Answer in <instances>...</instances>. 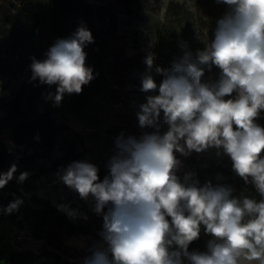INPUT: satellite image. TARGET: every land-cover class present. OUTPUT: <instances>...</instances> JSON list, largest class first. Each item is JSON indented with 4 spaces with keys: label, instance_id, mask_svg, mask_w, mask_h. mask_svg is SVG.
Wrapping results in <instances>:
<instances>
[{
    "label": "rangeland",
    "instance_id": "1",
    "mask_svg": "<svg viewBox=\"0 0 264 264\" xmlns=\"http://www.w3.org/2000/svg\"><path fill=\"white\" fill-rule=\"evenodd\" d=\"M216 2L0 0V122L28 79L3 129L1 249L23 205L89 230L52 245L65 260L141 229L109 189L75 181L107 170L188 203V264H264V0ZM210 219L234 226L218 236Z\"/></svg>",
    "mask_w": 264,
    "mask_h": 264
},
{
    "label": "trees",
    "instance_id": "2",
    "mask_svg": "<svg viewBox=\"0 0 264 264\" xmlns=\"http://www.w3.org/2000/svg\"><path fill=\"white\" fill-rule=\"evenodd\" d=\"M27 83L28 79L25 78L22 90L9 103L8 114L0 122V155L6 156L9 153L11 137L3 129L7 128L9 123L21 119L22 98ZM75 181L84 188H94L96 192L102 188L109 189L114 199L125 206L134 216V221L142 226L141 229H131L126 234L101 236L112 245L109 256L101 264H188L184 257V240L181 245L176 236L177 233L182 236L183 233H190L195 224L194 211L185 200L162 196L146 187L136 176L116 175L107 170H91L75 176ZM19 212L21 214H17L15 225H22L24 221L30 223L29 228L34 238L25 240L20 250H13L9 254L0 248V264L7 262L33 264L36 240L49 244L50 249L42 247L43 254L49 257V261L52 259L55 264H78L72 260H65L64 255L56 250H61L68 238L88 235L89 230L83 224L58 217L54 209L43 211L38 222L32 221L24 205ZM55 221L57 226L64 230L63 234L56 231ZM206 226L207 230H212L218 224L214 219H210L206 222ZM232 226H234L232 220L228 225H219L215 234L218 236L229 234ZM194 235V240H199L201 237L199 232ZM52 245L56 250L52 249Z\"/></svg>",
    "mask_w": 264,
    "mask_h": 264
},
{
    "label": "built area",
    "instance_id": "3",
    "mask_svg": "<svg viewBox=\"0 0 264 264\" xmlns=\"http://www.w3.org/2000/svg\"><path fill=\"white\" fill-rule=\"evenodd\" d=\"M8 193L6 191L5 183L0 184V216L2 215L3 211L6 208H9L8 205H6ZM18 214H21L19 212ZM15 232L12 238V244L14 246V250H20L22 243L27 239H32L33 234L31 229L25 222H23L22 225H15ZM177 240L179 244H183L184 237L177 233ZM110 245V251L103 253L100 249V247H104L106 245ZM49 249V244L44 241L36 240L35 247L33 249V253L35 256V260L33 264H48L49 263V257L46 254H43L42 247ZM111 243L108 242L106 244H91L89 243L86 247L82 249L81 256L78 257V259L72 260L77 262L78 264H101L106 258L109 256L111 252ZM7 264H12L11 262H7Z\"/></svg>",
    "mask_w": 264,
    "mask_h": 264
}]
</instances>
